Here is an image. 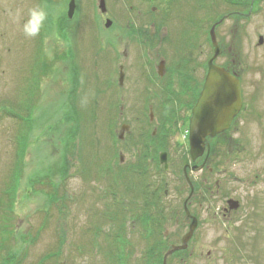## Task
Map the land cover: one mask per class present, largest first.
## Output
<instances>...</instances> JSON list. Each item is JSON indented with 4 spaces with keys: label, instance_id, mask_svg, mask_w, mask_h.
I'll list each match as a JSON object with an SVG mask.
<instances>
[{
    "label": "rangeland",
    "instance_id": "obj_1",
    "mask_svg": "<svg viewBox=\"0 0 264 264\" xmlns=\"http://www.w3.org/2000/svg\"><path fill=\"white\" fill-rule=\"evenodd\" d=\"M69 3L0 0V264H264V0H76L71 19ZM33 8L47 19L26 37ZM213 27L216 65L234 54L246 69L252 115L218 139L219 192L190 206L199 226L167 255L188 232L189 106Z\"/></svg>",
    "mask_w": 264,
    "mask_h": 264
},
{
    "label": "water",
    "instance_id": "obj_2",
    "mask_svg": "<svg viewBox=\"0 0 264 264\" xmlns=\"http://www.w3.org/2000/svg\"><path fill=\"white\" fill-rule=\"evenodd\" d=\"M101 11H106V1L100 0L99 5ZM76 2L71 0L68 6V17L71 19L75 13ZM111 25V20L108 19L106 26ZM212 43L214 46V55L208 62V73L202 93L193 107V113L190 121L189 144L190 154L195 160L203 155L204 151L209 149L208 137H214L218 133L227 130L230 127L234 115L241 107V91L240 82L229 73L225 68L214 64V60L221 54V50L217 43L215 27L210 31ZM263 38H260V43ZM163 64L160 65V74L162 75ZM124 74L121 73L120 81H123ZM124 129L126 127H123ZM122 137V136H121ZM167 153L163 152L160 155V162L168 169ZM196 166L193 169H199ZM186 173V171H185ZM231 208L238 207V202L230 201ZM187 213H189L187 209ZM198 225L197 218L193 217L190 224L189 232L183 237L182 244L172 246V249L167 252V255L176 250L185 249L188 241L193 235L194 230ZM166 255V257H167ZM165 257V259H166ZM165 264H166V260ZM60 264H66L64 262Z\"/></svg>",
    "mask_w": 264,
    "mask_h": 264
},
{
    "label": "flooded vegetation",
    "instance_id": "obj_3",
    "mask_svg": "<svg viewBox=\"0 0 264 264\" xmlns=\"http://www.w3.org/2000/svg\"><path fill=\"white\" fill-rule=\"evenodd\" d=\"M124 26H125L126 29L129 28L128 23L124 24ZM126 33L128 34L129 38L130 37L132 38V36L136 32L131 30V29H127ZM158 35H161V34L159 33ZM151 36L153 38L155 37L154 35H152V33H151ZM138 39H139L138 35L135 38H132L133 44L138 43L140 45L141 42H139ZM233 55L234 54L231 55L232 59L230 60L229 63L227 62L226 64L220 65V66L225 67V69L229 73H231L234 77H236L239 80V82H240V91H241V107H240L239 111H237V113L234 115L229 129L218 133L214 137H208L207 141L209 142V146L210 147H209V149L207 148L204 151L203 155H201L197 159L193 160L192 157H191V154H190V150H189V155H190V158H191V162L190 163H186L183 166V170H182L183 171V177H184L183 189L185 190L184 191L185 193H188V196L183 201V222L188 227H190V223L192 221V217L193 216L197 217L199 219V221H200V218H201L199 216V213H196L194 215L192 213L193 211L191 212V207L190 206L193 205V204L201 206L203 198H205L206 196H212V194H214V193L218 194V192H219L218 188L216 189V186L218 187V183H219L218 176H219V172L221 170L216 169L214 171L216 166L215 165H210L211 162L215 163L214 154H215V152L218 151V149L220 150V148H217V147L220 146V144L223 143V141H221V140L219 141L218 139L221 138L222 136L233 137L234 135H236L237 138H238V136L241 134V132H242V134H244V132H245V131H243L244 130V125L249 122L250 117L252 115V112H251L252 107H251V104H250V92H249L247 83L244 81V74L246 72V69L243 68L241 65H236L235 64ZM217 59H218V57L214 60L215 64H217L216 63ZM142 63H144L145 67L147 66V60L142 61ZM162 64H163V67H164L163 71H162V75L161 76L159 75L160 70L157 71V74L161 78L167 74V72H166L167 64H166V66H165V62H162ZM169 65H172V64H169ZM159 68H160V66H159ZM120 69L122 70L123 68L120 66ZM121 72H123V71H121ZM207 73H208V63H207ZM207 73H206L204 79L200 78L202 86L200 85L201 86L200 88L195 89L194 93H192L191 98H190V106H189L190 107V113L188 115V122H189L188 134L190 132V121H191V116H192V113H193V107L195 106L197 100L199 99V97H200V95L202 93V90H203V87H204V84H205V80H206V77H207ZM147 98H149V97H147ZM151 109L152 108H150V110ZM151 115H152V113H151ZM253 115H255V116L257 115V111L256 110L254 111ZM123 127H126V128L124 129ZM123 127L122 128L124 129V132H123V134H121L122 137L121 136L120 137H121L122 140L125 141L126 140V136L130 133V130H129V126L128 125H123ZM129 139L131 140L133 138H129ZM134 141H136V140H134ZM220 142H222V143H220ZM161 153H163V152H161ZM161 153H160V155H161ZM142 155H146L145 150H143L140 146H137L136 157L139 158ZM160 155H159V157H160ZM242 157H244V155H242ZM239 159L237 157L234 158V162L235 161L238 162ZM151 161L153 162V159H151ZM196 166H198L200 168L196 169V170L193 169ZM206 168H208V169L206 170ZM185 171H186V173H185ZM191 171L200 172V174L198 176L193 177L192 178L193 180H192L190 178V172ZM208 171H211V172L214 171V172L210 173L208 175L205 174V172H208ZM208 181L212 182V183L214 182V184L211 185V183H210L209 186H208ZM230 200H231V198H229L227 200V205L224 206V209H223V211H224L223 212V216L226 219L229 218V216H230V214L232 212V208L230 206ZM187 209L189 210L190 215L192 217L188 215ZM146 215L148 217V214H145V213L143 214V216H146ZM149 220H150L149 222H151V219H149ZM141 228L145 229L143 225H141ZM146 248L148 249V246ZM150 248L151 249L154 248V245H150ZM120 259H121V256L119 258V261L122 262V260H120Z\"/></svg>",
    "mask_w": 264,
    "mask_h": 264
},
{
    "label": "clouds",
    "instance_id": "obj_4",
    "mask_svg": "<svg viewBox=\"0 0 264 264\" xmlns=\"http://www.w3.org/2000/svg\"><path fill=\"white\" fill-rule=\"evenodd\" d=\"M15 19V17H14ZM47 19V12L42 8L30 10L28 19L23 23V33L26 37H36L39 35Z\"/></svg>",
    "mask_w": 264,
    "mask_h": 264
},
{
    "label": "trees",
    "instance_id": "obj_5",
    "mask_svg": "<svg viewBox=\"0 0 264 264\" xmlns=\"http://www.w3.org/2000/svg\"><path fill=\"white\" fill-rule=\"evenodd\" d=\"M146 205H148V204H146ZM145 210L147 209V207L145 206V208H144ZM147 211V210H146ZM148 219V220H147ZM150 218H144V223H149V220ZM162 227V226H161ZM53 255V254H52ZM50 256V254H48V257Z\"/></svg>",
    "mask_w": 264,
    "mask_h": 264
}]
</instances>
